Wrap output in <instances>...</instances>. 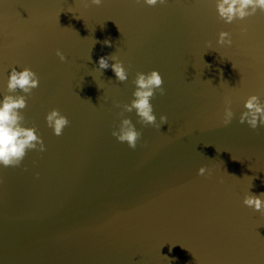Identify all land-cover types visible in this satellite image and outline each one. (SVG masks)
Segmentation results:
<instances>
[{"label": "water", "instance_id": "1", "mask_svg": "<svg viewBox=\"0 0 264 264\" xmlns=\"http://www.w3.org/2000/svg\"><path fill=\"white\" fill-rule=\"evenodd\" d=\"M111 54L127 82L98 69ZM14 67L40 77L23 111L46 151L0 166V264H264V215L243 203L264 193V126L239 122L251 95L264 101V12L226 24L216 0H0V100ZM152 70L160 129L115 106ZM55 108L70 121L61 136ZM123 118L143 133L135 150L112 135Z\"/></svg>", "mask_w": 264, "mask_h": 264}, {"label": "clouds", "instance_id": "2", "mask_svg": "<svg viewBox=\"0 0 264 264\" xmlns=\"http://www.w3.org/2000/svg\"><path fill=\"white\" fill-rule=\"evenodd\" d=\"M104 0H83V6L88 8L92 5L101 6ZM140 3L141 0H136ZM143 3L150 7L157 5H167L168 0H143ZM216 10L219 18L226 24L248 17L254 16L258 11L264 12V0H216ZM248 31L247 27L241 29L242 33ZM98 42V41H97ZM105 46L111 47L112 42L106 39L102 42ZM217 43L221 46H231L233 43L232 34L227 31L219 33ZM211 48V41L208 42ZM56 55L62 62L67 61L65 54L59 49ZM115 61V63H109ZM111 68L115 73L117 80L121 83L129 79V71L125 68L123 61L115 54L101 56L98 61V69L103 71ZM136 86L133 92L134 99L129 104H119L116 107H122L125 112L132 113L134 110L139 117V123L144 126L153 125L158 129L161 125L167 123L166 115L160 116V124H157V116L154 113V107L151 103L156 97L157 92L161 96L166 94L164 80L158 70H152L148 73L137 72L133 80ZM40 86L39 75L31 67H23V70L12 68L8 81L7 92L0 100V166L19 167L29 150L39 152L46 151V145L42 136L38 133L37 127L25 126L26 117L24 111L28 107V97L33 95V90ZM20 92L23 95H15ZM233 101L231 97H225L223 124H231L235 113L232 110ZM245 111L239 117L241 124L247 123L249 127L256 130L264 126V101L258 95H251L244 104ZM123 116V112L120 113ZM47 126L53 129L56 136H61L64 129L70 124L67 116L63 115L58 108L52 109L46 116ZM112 135L121 143H127L133 150L136 149L143 133L138 131L131 118H123L118 130L113 131ZM211 176L212 172L207 167H201L198 175ZM235 176V175H232ZM222 182V181H221ZM0 183H3L0 180ZM244 205L260 212L264 215V193L253 194L248 192L243 200Z\"/></svg>", "mask_w": 264, "mask_h": 264}]
</instances>
